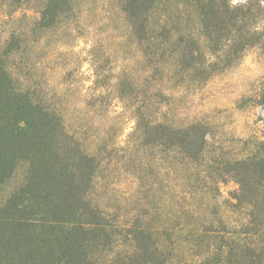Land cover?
Masks as SVG:
<instances>
[{
	"label": "trees",
	"instance_id": "trees-1",
	"mask_svg": "<svg viewBox=\"0 0 264 264\" xmlns=\"http://www.w3.org/2000/svg\"><path fill=\"white\" fill-rule=\"evenodd\" d=\"M232 3L0 0V264H264V150L223 161L172 106L264 40Z\"/></svg>",
	"mask_w": 264,
	"mask_h": 264
},
{
	"label": "rangeland",
	"instance_id": "rangeland-1",
	"mask_svg": "<svg viewBox=\"0 0 264 264\" xmlns=\"http://www.w3.org/2000/svg\"><path fill=\"white\" fill-rule=\"evenodd\" d=\"M246 2L233 0L232 4L242 6ZM111 7L114 9V5ZM252 24L264 31V11ZM172 106L181 123L201 121L210 126V149L223 161L264 150V40L200 88L176 89ZM219 191L218 211L229 227L255 228L249 222L253 206L243 201L237 181L226 177ZM257 223L264 229V220Z\"/></svg>",
	"mask_w": 264,
	"mask_h": 264
}]
</instances>
